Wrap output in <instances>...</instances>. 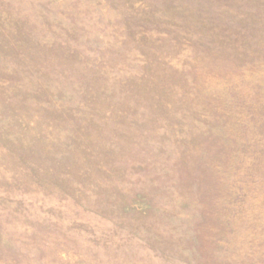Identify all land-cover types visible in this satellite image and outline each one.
<instances>
[{
    "label": "rangeland",
    "instance_id": "obj_1",
    "mask_svg": "<svg viewBox=\"0 0 264 264\" xmlns=\"http://www.w3.org/2000/svg\"><path fill=\"white\" fill-rule=\"evenodd\" d=\"M0 264H264V0H0Z\"/></svg>",
    "mask_w": 264,
    "mask_h": 264
}]
</instances>
